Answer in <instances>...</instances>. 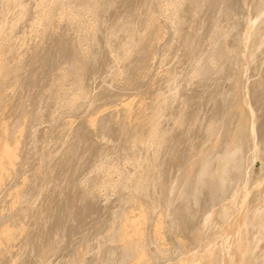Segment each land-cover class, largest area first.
Listing matches in <instances>:
<instances>
[{
  "label": "rangeland",
  "instance_id": "1",
  "mask_svg": "<svg viewBox=\"0 0 264 264\" xmlns=\"http://www.w3.org/2000/svg\"><path fill=\"white\" fill-rule=\"evenodd\" d=\"M74 1L75 18L59 6L21 19L0 81L6 125L21 141L0 185V234H18L1 235L0 264H109L110 231L135 202L153 209L148 235L172 207L165 245L147 241L154 264L230 247L248 192L262 195L264 0ZM190 39L205 50L194 78ZM230 136L237 149L225 156Z\"/></svg>",
  "mask_w": 264,
  "mask_h": 264
},
{
  "label": "bare ground",
  "instance_id": "2",
  "mask_svg": "<svg viewBox=\"0 0 264 264\" xmlns=\"http://www.w3.org/2000/svg\"><path fill=\"white\" fill-rule=\"evenodd\" d=\"M263 1V0H262ZM199 2V1H198ZM83 3V2H82ZM197 3V2H195ZM63 7L67 9V12L65 13L64 17H68L69 19L75 18L77 15V12L75 11V8L79 7L74 0H34V2L30 5L26 4V0H0V81L2 79V75L4 73V69L8 67V64L6 63L8 60V55L10 51V47L13 45L12 40L13 37L16 36L19 32L17 31L18 28H20V21L24 16L28 15L31 11V9L34 7H47L49 8V13L52 12L51 10H54L56 7ZM101 6V4H100ZM99 7V6H98ZM95 8V7H94ZM89 6H84L80 9L82 13L89 12ZM192 14V13H191ZM195 14V13H194ZM260 14V13H259ZM50 18V23L53 24L54 19L51 15L48 16ZM201 19V18H200ZM264 20V18H263ZM220 21V18L217 20ZM244 22V21H243ZM264 24V23H263ZM216 29V27H215ZM212 30V29H211ZM20 31V30H19ZM208 31V30H207ZM217 31V30H216ZM212 32V31H211ZM199 34V33H198ZM211 36V35H210ZM198 37V36H197ZM196 37V38H197ZM200 38V37H199ZM207 38V37H204ZM203 38V39H204ZM209 38V36H208ZM211 38V37H210ZM216 38V37H215ZM25 39V38H24ZM243 39V38H242ZM191 40V39H190ZM196 40V39H195ZM207 40V39H206ZM215 40V39H214ZM208 42V41H206ZM212 42V41H211ZM214 42V41H213ZM209 43V42H208ZM207 43V44H208ZM201 44V43H199ZM199 44H197L195 41H190V43L187 46V55H189V60L192 61V77H198L200 69V64L204 55V51L200 49ZM206 44V43H205ZM204 44V45H205ZM212 44V43H211ZM208 46V45H207ZM206 46V47H207ZM209 47V46H208ZM205 48V46H204ZM219 49V48H218ZM178 51V50H177ZM214 52V51H213ZM185 54V53H184ZM185 58V57H184ZM187 58V56H186ZM215 67V66H214ZM171 76V75H169ZM168 76V77H169ZM173 78V77H172ZM167 80V79H166ZM178 80V79H177ZM169 81V80H168ZM171 82V81H170ZM168 101V100H167ZM5 98L4 95L0 94V129L5 127L6 135L8 136V139L4 140V144H0V159L2 162H0V185L3 183L5 177L11 173H9V167L12 165L17 164L18 157L20 156L21 152H19V145L21 144V141L17 135H15L13 132L10 131V129L6 125L5 115L3 116L2 110L5 108ZM229 102V101H228ZM167 103V102H166ZM194 104V103H193ZM126 105V104H125ZM144 105V104H143ZM164 106V105H163ZM123 109L126 111H130L132 109V103H129L127 107L124 106ZM147 110V109H146ZM193 110V109H192ZM134 111V110H133ZM136 112V111H135ZM147 112V111H146ZM125 113V111H124ZM132 115V110L129 112ZM242 113V112H241ZM146 114V113H145ZM125 115V114H124ZM127 116V114L125 115ZM245 116V114H244ZM129 117V116H127ZM142 117V116H140ZM151 117V116H150ZM130 118V117H129ZM128 118V119H129ZM132 118V117H131ZM134 118V117H133ZM141 119V118H140ZM139 119V120H140ZM150 119V118H149ZM144 120V119H143ZM141 120V121H143ZM148 120V119H147ZM146 120V121H147ZM244 120V119H243ZM96 118L92 119L88 122V125L93 126L96 123ZM133 122V121H132ZM150 122V121H149ZM174 122V121H173ZM177 122V121H176ZM131 123V122H130ZM143 123V122H142ZM132 124V123H131ZM150 125V123H148ZM147 124V126H148ZM174 124V123H173ZM254 125L253 123L250 124V127ZM255 126V125H254ZM145 125H142L141 123L133 124L132 129L135 132H143V128ZM253 127V126H252ZM119 128V127H118ZM146 129V128H145ZM256 129V128H255ZM142 130V131H141ZM258 130V129H257ZM22 133V136H24L23 130L20 131ZM257 132V131H256ZM140 134V133H139ZM145 134V131L144 133ZM240 134V133H239ZM257 135V134H256ZM143 136V135H142ZM146 136V134H145ZM148 137V136H147ZM141 138V137H140ZM143 139H145L143 137ZM258 139H261L258 137ZM142 140V139H141ZM254 140H256L254 138ZM264 140V139H263ZM146 141V140H145ZM262 141V140H261ZM260 141V142H261ZM2 142V138L0 137V143ZM219 142V141H217ZM223 142V141H222ZM241 142V141H240ZM258 142V141H257ZM263 142V141H262ZM264 143V142H263ZM141 144V143H140ZM217 144V143H216ZM223 144V143H222ZM260 144V143H257ZM126 145V144H125ZM215 145V144H214ZM237 142L235 141L234 136H230L229 140L227 141L226 145H223L228 148L227 153H225V156H229L230 154H233L236 152ZM261 145V144H260ZM263 145V144H262ZM261 145V146H262ZM259 146V145H258ZM257 146V147H258ZM264 147V145H263ZM251 149V148H250ZM263 149V148H262ZM221 150V149H220ZM226 151V150H225ZM224 151V152H225ZM243 153V151H242ZM241 153V154H242ZM257 153V152H256ZM255 153V154H256ZM210 154V153H209ZM262 155V154H261ZM255 156V155H254ZM258 157V154L257 156ZM135 158V157H134ZM208 158V157H207ZM237 158V157H236ZM251 158V157H250ZM259 158V157H258ZM215 159V158H214ZM228 159V157H227ZM261 159V158H260ZM263 164L264 165V154H263ZM206 161V160H204ZM221 161V160H220ZM229 161V160H226ZM245 161V160H244ZM254 161V160H253ZM240 162V161H239ZM218 163V162H217ZM243 163V161H242ZM42 164V163H41ZM56 166V165H55ZM191 166V165H190ZM189 166V167H190ZM242 166V165H241ZM245 166V165H244ZM193 168V167H192ZM211 168V167H210ZM224 168V167H223ZM235 168V167H234ZM206 162L201 166V174L204 175L206 171ZM240 169V168H239ZM263 169V168H262ZM225 170V169H222ZM227 170V169H226ZM191 171V170H190ZM220 172V171H219ZM224 172V171H223ZM227 172V171H226ZM225 172V173H226ZM238 172V171H237ZM210 173V172H209ZM239 173V172H238ZM249 173V172H248ZM263 173V182L261 183V197H257V191H254L253 189L248 192L247 197V203H245L244 206H242L241 211L239 212L238 217L234 219L233 222V237L231 241V246L226 248L224 246L223 242H219L214 244L211 248H209L207 251L203 252L202 254L197 255H191L189 258H187V261L180 260L177 264H213L212 260H216L218 257V260L220 259H228L230 256L233 259V264H264V172ZM244 174V173H243ZM260 174V173H259ZM258 174V176H259ZM219 175V174H218ZM221 175V174H220ZM187 177V176H186ZM216 177V176H215ZM262 177V176H261ZM187 179V178H186ZM244 179V178H243ZM138 180V179H137ZM253 180V179H252ZM234 181V180H233ZM249 181V180H248ZM138 182V181H137ZM220 182V181H218ZM215 183V182H214ZM4 184V183H3ZM26 184V183H25ZM24 184V185H25ZM173 184V183H172ZM171 184V185H172ZM227 184V183H225ZM122 185V184H121ZM203 185V184H202ZM220 185V184H219ZM229 185V184H228ZM28 185H26L27 187ZM223 186V185H222ZM227 186V185H226ZM230 186V185H229ZM25 187V188H26ZM232 187V186H231ZM134 188V187H133ZM143 188V187H142ZM247 188V187H246ZM28 189V187H27ZM101 189V188H100ZM240 189V188H239ZM138 191V190H137ZM227 191V190H226ZM231 191V190H230ZM260 192V193H261ZM221 193V192H219ZM16 194V193H15ZM23 190L19 191L17 193V200H20L22 198ZM238 194V193H237ZM169 195V194H168ZM235 195V194H234ZM259 195V194H258ZM241 196V195H240ZM186 199V198H185ZM239 199V198H238ZM241 200V199H240ZM239 202V201H238ZM241 203V201H240ZM237 204V203H236ZM124 205V204H123ZM152 205V204H151ZM239 205V204H238ZM135 208L133 210H137L136 212H129L124 214V218L122 220H117L113 226L114 230L110 231L109 235V242L114 243L115 246H109L108 249L113 251V254H115V258L111 260L109 264H154L153 257L150 254L148 248H147V241L148 239L152 240V242L160 245H165V240L163 239V230H164V216L165 215H171L172 214V207H165V210L158 214V220H156V229L154 235H148L146 233L145 225L148 222L149 216H152L153 209L149 205H145L140 202H135L133 205ZM155 206V205H154ZM130 208V207H129ZM215 208L212 206L209 208L207 218H210V215H214L216 212H214ZM231 210V209H230ZM223 211V210H222ZM227 211V210H226ZM225 211V212H226ZM224 212V211H223ZM224 212V213H225ZM228 212V211H227ZM230 212V211H229ZM156 211H154V214ZM223 213V214H224ZM231 213V212H230ZM234 213V212H233ZM222 214V215H223ZM226 214V213H225ZM224 214V215H225ZM229 214V213H228ZM232 214V213H231ZM227 214L225 215V217ZM156 218V219H157ZM229 218V216H228ZM115 219V218H114ZM227 217L225 218V220ZM230 219V218H229ZM38 220V219H37ZM224 220V219H223ZM155 221V220H154ZM228 221V220H227ZM230 221V220H229ZM222 223V222H221ZM224 223V222H223ZM227 224V223H226ZM225 224V225H226ZM224 225V226H225ZM112 226V225H111ZM223 225H220V229ZM223 226V227H224ZM11 228H7L3 230L0 234L3 235V237L6 240L8 239V236H17L16 235V229L15 227L11 226ZM25 227V226H24ZM148 227V226H147ZM14 229V230H13ZM113 229V228H112ZM18 230V228H17ZM23 229H21L22 231ZM25 230V229H24ZM109 230V229H108ZM202 229H199L198 233H201ZM217 230V229H216ZM219 230V229H218ZM203 231V230H202ZM212 231V232H211ZM211 233H214V229H211ZM220 231V230H219ZM19 232V231H18ZM24 232V231H23ZM217 232V231H216ZM215 232V233H216ZM21 233V232H20ZM220 233V232H219ZM25 234V232H24ZM217 234V233H216ZM21 235V234H20ZM19 235V236H20ZM28 235V234H27ZM176 235V234H175ZM220 235V234H219ZM22 236H24L22 234ZM26 237V236H24ZM218 237V236H217ZM29 238V237H28ZM106 238V239H108ZM175 238V237H174ZM199 236L196 238V241L199 240ZM2 239V238H1ZM0 239V246H2V242ZM4 239V240H5ZM5 240V242H6ZM100 240V239H99ZM3 241V239H2ZM29 241V240H27ZM4 242V243H5ZM8 242V241H7ZM29 244V243H28ZM10 245V242H9ZM90 247V246H89ZM101 247V246H100ZM188 247V246H187ZM198 247V246H197ZM103 248V247H102ZM158 248V247H157ZM186 248V247H185ZM193 248V247H192ZM161 249V248H160ZM226 249V250H225ZM6 250V249H3ZM94 250V249H93ZM98 250V248H97ZM185 251H188V249H184ZM103 251V250H102ZM2 252V251H1ZM163 252V250H162ZM8 254V253H7ZM1 255V253H0ZM114 256V255H113ZM245 256V257H244ZM84 255L80 253L78 255V260L81 261L83 259ZM223 257V258H222ZM241 258H243L244 261H241ZM26 258V257H25ZM220 258V259H219ZM100 260V259H99ZM222 261V260H221ZM219 262V264H223V262ZM100 264V263H99ZM102 264V263H101ZM224 264H229V262H224Z\"/></svg>",
  "mask_w": 264,
  "mask_h": 264
}]
</instances>
